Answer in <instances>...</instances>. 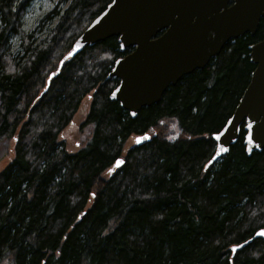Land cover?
<instances>
[{
    "label": "trees",
    "instance_id": "1",
    "mask_svg": "<svg viewBox=\"0 0 264 264\" xmlns=\"http://www.w3.org/2000/svg\"><path fill=\"white\" fill-rule=\"evenodd\" d=\"M110 1L61 0L37 42L21 28L33 0H0V143L14 141L0 169V264H264V148L248 155L242 127L209 164L264 17L132 118L109 97L119 81L109 73L131 49L110 37L64 59ZM88 96L90 137L69 150L61 136Z\"/></svg>",
    "mask_w": 264,
    "mask_h": 264
},
{
    "label": "water",
    "instance_id": "2",
    "mask_svg": "<svg viewBox=\"0 0 264 264\" xmlns=\"http://www.w3.org/2000/svg\"><path fill=\"white\" fill-rule=\"evenodd\" d=\"M263 17L264 0H111L64 59L110 37L118 38L121 51L133 48L109 73L119 80L109 97L134 118L143 107L159 102L183 76L206 67L229 41L255 35ZM249 50L255 69L232 115L216 132L219 138L212 135L216 148L209 164L229 152L242 127L248 155L264 148V38ZM150 139L145 133L135 141ZM260 232L255 237H264Z\"/></svg>",
    "mask_w": 264,
    "mask_h": 264
},
{
    "label": "rangeland",
    "instance_id": "3",
    "mask_svg": "<svg viewBox=\"0 0 264 264\" xmlns=\"http://www.w3.org/2000/svg\"><path fill=\"white\" fill-rule=\"evenodd\" d=\"M63 10L66 4L61 0H33L27 8L25 14L21 18L22 30L25 33L32 34L33 39L37 42L42 40L49 30L54 26L56 20L52 23L46 19L53 9ZM10 51L13 57L19 59L23 51L19 38L11 41ZM91 97H86L77 112L73 123L63 132L61 140H65L69 150H77L81 143L89 139L90 128L80 129V125L84 121L89 112ZM134 138H132V141ZM14 141H4L0 143V169L5 167L14 156Z\"/></svg>",
    "mask_w": 264,
    "mask_h": 264
},
{
    "label": "snow or ice",
    "instance_id": "4",
    "mask_svg": "<svg viewBox=\"0 0 264 264\" xmlns=\"http://www.w3.org/2000/svg\"><path fill=\"white\" fill-rule=\"evenodd\" d=\"M215 135L217 136V138H219V133H215ZM222 151H223V149H222ZM213 159H215V157ZM118 163H123V161H118ZM110 171H111V169H110ZM260 234L261 235H264V229H261ZM236 247L239 248L241 246L240 245H237Z\"/></svg>",
    "mask_w": 264,
    "mask_h": 264
}]
</instances>
